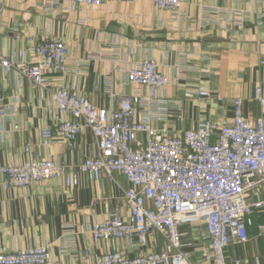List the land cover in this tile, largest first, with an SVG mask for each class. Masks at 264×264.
<instances>
[{
    "label": "crops",
    "instance_id": "0c3cea01",
    "mask_svg": "<svg viewBox=\"0 0 264 264\" xmlns=\"http://www.w3.org/2000/svg\"><path fill=\"white\" fill-rule=\"evenodd\" d=\"M178 11L155 9L152 0L110 2L99 8L48 0H0V54L13 62H32L35 42L62 39L68 64L64 74L50 73L55 87L84 95L98 108L113 110L118 97L145 87L126 81L125 74L143 59L155 60L170 84L152 104V125L169 135L195 129L204 121L229 124L234 100H244L245 115L255 117L253 89L264 82V0H181ZM207 92L201 97L198 92ZM0 166L30 159H49L76 168L97 154L88 128L68 142L53 138L41 146L43 129L53 128L58 112L48 93L13 72L0 73ZM144 107H141L143 109ZM143 139V137H141ZM30 149L27 151V149ZM128 184L119 173L96 182L80 176L77 187L60 180L27 188L0 190V252L47 246L49 264H96L102 253L120 251L133 258L160 251L165 241L157 233L146 247L136 240L95 242L90 228L107 218L108 210L127 214L123 191ZM264 199V187L257 191ZM248 241L226 250L230 262L264 264V207L251 216ZM190 264L203 259L207 236L203 227H183Z\"/></svg>",
    "mask_w": 264,
    "mask_h": 264
},
{
    "label": "built area",
    "instance_id": "2783aa9c",
    "mask_svg": "<svg viewBox=\"0 0 264 264\" xmlns=\"http://www.w3.org/2000/svg\"><path fill=\"white\" fill-rule=\"evenodd\" d=\"M49 7L65 4L99 8L110 2L135 0H48ZM155 9L178 11L181 0H152ZM32 62H13L0 54V73L13 72L18 81H27L48 93L59 119L53 128L43 129L41 146L53 138L74 141L88 128L94 138L96 155L76 168L49 159H30L0 166V190L27 188L39 182L60 180L65 187H77L80 176L96 182L102 175L119 173L128 184L123 191L127 214L108 210L107 218L90 228L95 242L136 240L146 247L153 233L165 241L160 251L129 258L120 251L100 254L96 264H190L183 227H203L207 247L203 259L211 264H240L226 258L231 245L248 241L251 216L264 207L258 190L264 187V82L253 89L258 105L255 117L245 115L244 100L236 98L229 124L204 121L199 127L169 135L152 125V104L161 89L169 86L155 60L143 59L120 72L139 92L118 97L113 110L98 108L86 96L65 87H55L50 73L64 74L68 52L62 39L35 42ZM264 66V61L260 63ZM201 97L207 92L199 91ZM141 107H144L141 109ZM3 116L0 101V119ZM143 137V139L141 138ZM30 149L28 148L27 151ZM264 235L257 226V236ZM47 246L0 252V264H49Z\"/></svg>",
    "mask_w": 264,
    "mask_h": 264
}]
</instances>
